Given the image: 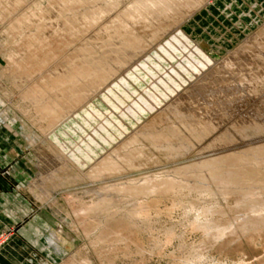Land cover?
<instances>
[{"label": "rangeland", "instance_id": "1", "mask_svg": "<svg viewBox=\"0 0 264 264\" xmlns=\"http://www.w3.org/2000/svg\"><path fill=\"white\" fill-rule=\"evenodd\" d=\"M134 1L0 0V190L27 201L50 264H264L247 223L264 193L232 187L264 160V0Z\"/></svg>", "mask_w": 264, "mask_h": 264}, {"label": "crops", "instance_id": "2", "mask_svg": "<svg viewBox=\"0 0 264 264\" xmlns=\"http://www.w3.org/2000/svg\"><path fill=\"white\" fill-rule=\"evenodd\" d=\"M30 212L18 191L0 190V234L6 239L0 247V264H50L57 259L49 252L45 231L33 219L20 221Z\"/></svg>", "mask_w": 264, "mask_h": 264}, {"label": "bare ground", "instance_id": "3", "mask_svg": "<svg viewBox=\"0 0 264 264\" xmlns=\"http://www.w3.org/2000/svg\"><path fill=\"white\" fill-rule=\"evenodd\" d=\"M17 0H9V2H16ZM128 1V0H127ZM144 2V4H145V1L146 0H135L134 1V3L135 2ZM153 1V0H152ZM155 1V0H154ZM156 1H159V2H161V1H165V0H156ZM173 1V3H178L179 1H186L187 2V9L188 10H186L185 12H184V15L186 14V13H188V12H190L191 10H193V9H195L196 10V8H197V6L199 7V4L201 5L203 2H204V0H172ZM136 2V3H137ZM148 2H150V1H148ZM166 2V1H165ZM125 3V2H124ZM127 3V2H126ZM125 3V4H126ZM131 3H133V2H131ZM147 3V2H146ZM154 3H156V2H154ZM161 3H163V2H161ZM171 3V2H170ZM180 3V2H179ZM179 3H178V5H179ZM144 4L142 3V5L144 6ZM160 4V3H159ZM204 4H205V2H204ZM127 5H129V4H127ZM134 5V4H133ZM135 5H137V4H135ZM146 6H147V4H145ZM150 5V4H149ZM157 5V4H156ZM140 6V5H139ZM151 6H153L152 4H151ZM39 7V6H38ZM124 7V6H123ZM131 7V6H130ZM129 7V8H130ZM142 7V6H141ZM136 9H138L137 7H135ZM144 8H145V6H144ZM144 8H142V10L144 9ZM148 8H150V7H148ZM163 9V8H162ZM168 9V8H167ZM172 10H173V8H171ZM54 10V9H53ZM102 10V9H101ZM126 10H129V9H126ZM125 10V11H126ZM152 9H150V11H151ZM154 11H156L155 9H153ZM159 10H161V9H159ZM171 10V11H172ZM99 11H100V9H99ZM112 11H115V10H112ZM141 10L139 9V12H140ZM149 11V12H150ZM164 11H168V10H164ZM175 11H176V13H175ZM174 11V13L177 15L180 11H178V10H175ZM177 11H178V13H177ZM101 12V11H100ZM103 12V11H102ZM102 12H101V14H102ZM133 12V11H132ZM136 12H138V11H136ZM151 12H153V11H151ZM109 13V12H108ZM114 13V12H113ZM117 13V12H116ZM119 14H120V11L118 12ZM146 13V12H145ZM168 13H169V11H168ZM171 13H173V11L171 12ZM181 13H182V10H181ZM192 13V12H191ZM56 14V13H55ZM105 14H106V11H105ZM153 14V13H152ZM154 14H156V13H154ZM33 15V14H32ZM159 15V14H158ZM164 15H165V13H164ZM51 16V15H50ZM53 16V15H52ZM103 16H106V15H103ZM144 16V15H143ZM153 16V15H152ZM156 17H157V15H155ZM155 16H153V17H155ZM160 17H162V15H159ZM158 16V17H159ZM166 16V18H168V16L167 15H165ZM178 16L179 17H183V14L182 15H179L178 14ZM48 17V16H47ZM98 17V16H97ZM117 17H118V14H117ZM151 17V16H150ZM157 17V18H158ZM159 17V19H155V20H157V22H158V20H160L161 18ZM170 17V16H169ZM178 17V18H179ZM185 17V16H184ZM52 18H54V16L52 17ZM56 18V17H55ZM100 18V17H99ZM127 18V17H126ZM144 18V17H143ZM145 18H148V17H145ZM144 18V20H146ZM171 18V17H170ZM173 19H174V17H172ZM171 18V19H172ZM177 17L175 18L176 20L178 19ZM187 18V17H186ZM30 19V22H32V20L34 19L32 16H31V18H29ZM49 19V18H48ZM113 19H114V17H113ZM115 19H117V18H115ZM164 19V18H163ZM174 19V20H175ZM185 19V18H184ZM39 20V19H38ZM37 20V21H38ZM154 19H153V21H155ZM179 20V19H178ZM54 21V22H53ZM52 22L54 23V24H57V22H56V20L54 19ZM150 21V20H149ZM165 21V20H164ZM28 22V21H27ZM160 22H161V20H160ZM176 22H178V21H176ZM53 23H51L52 25H53ZM135 23V22H134ZM152 23H156V22H152ZM180 23V22H179ZM177 24V23H176ZM175 24V25H176ZM57 25H59V24H57ZM125 24H123V26H124ZM122 26V27H123ZM59 27V26H58ZM125 27V26H124ZM132 27V26H131ZM264 27V26H263ZM120 28V27H119ZM55 29H56V27H55ZM127 29V28H126ZM179 29V28H178ZM264 29V28H263ZM107 30L108 29H103V30H101L102 32H101V34L102 33H105V34H107L108 32H110V31H108L107 32ZM111 30V29H110ZM123 30H124V28H123ZM55 31V30H54ZM123 32H127L126 30H124ZM111 33V32H110ZM47 34V33H46ZM108 35V34H107ZM106 35V36H107ZM112 36V35H111ZM122 36V38L124 37L123 35H121ZM262 36V35H261ZM253 37V36H252ZM106 38H108V37H106ZM109 38H110V35H109ZM108 38V39H109ZM125 38V37H124ZM176 38V37H175ZM105 39V38H104ZM116 39V38H115ZM119 39H121V37L119 38ZM118 39V40H119ZM148 39H150V38H148ZM258 39V38H257ZM263 39V38H262ZM122 40V39H121ZM128 40V39H127ZM129 41V40H128ZM150 41V40H149ZM114 42V41H113ZM119 42V41H118ZM121 43V42H120ZM137 43V42H136ZM114 45H116V43L114 44ZM118 45H119V43H118ZM203 46V45H202ZM182 48V47H181ZM187 48H189V47H187ZM192 48V47H191ZM128 50V49H127ZM161 50V49H160ZM159 50V51H160ZM186 51V50H185ZM195 51H196V49H195ZM253 54H254V51L252 52ZM257 53V52H256ZM187 54V53H186ZM253 54H252V57H253ZM258 54V53H257ZM261 54V53H260ZM207 55V54H206ZM245 55V54H244ZM180 56V55H179ZM238 56H240V55H238ZM250 56H251V52H250ZM174 57V56H173ZM177 58V57H176ZM187 58V57H186ZM190 58V57H189ZM241 58V57H240ZM244 58V57H243ZM191 59V58H190ZM207 59H209V58H207ZM253 59H254V57H253ZM257 59V58H256ZM258 60V59H257ZM186 61V60H185ZM195 60H193V62H190V60L188 61V63H186L185 65L186 66H188V67H186L185 66V69H191L195 74H196V72L197 73H201V72H198V71H200L203 67H207V65H209V63H210V60H206L205 62H194ZM212 61V60H211ZM147 62V61H146ZM158 62V61H157ZM247 62V61H246ZM160 63V62H159ZM232 63V62H231ZM250 63V62H249ZM213 64V63H212ZM233 64V63H232ZM156 66H157V64H156ZM184 66V65H183ZM230 66V65H229ZM105 69H106V67H105ZM213 69V68H212ZM190 70V71H191ZM210 71V70H209ZM214 71V70H213ZM210 73V72H209ZM264 74V73H263ZM262 74V75H263ZM200 75V74H199ZM207 75V74H206ZM209 75V74H208ZM213 75V74H212ZM261 75V76H262ZM205 76V75H204ZM245 76H247V75H245ZM132 77V76H131ZM257 77H260V76H258L257 75ZM264 77V76H263ZM263 77H262V82L264 83V81H263ZM205 78V77H204ZM203 78V79H204ZM208 78V77H207ZM253 81H255V78H254V80ZM261 81V80H260ZM256 82L258 83L259 81H257L256 80ZM256 82H254L256 85H258ZM200 83V82H199ZM251 83V82H250ZM254 83L252 82V85L254 86ZM170 84H172V83H170ZM242 84V83H241ZM246 84V83H245ZM249 84V83H248ZM259 84H260V82H259ZM169 85V84H168ZM251 85V86H252ZM263 85V84H262ZM259 86V85H258ZM202 87V86H201ZM243 87V86H242ZM244 87H245V85H244ZM249 87H250V85H249ZM255 87V86H254ZM254 87H252L251 89H254ZM247 88V87H246ZM166 89V88H165ZM250 88H249V90H251ZM233 90H234V88H233ZM232 90V88H231V91H233ZM190 91V90H189ZM229 91V90H228ZM231 91H229L228 93H230ZM234 91H236V93H237V90H234ZM218 92L219 93H222L221 94V97H222V99L221 100H223V97H224V94L225 93H223V92H227V89H219L218 90ZM114 93V92H113ZM239 93H240V91H239ZM239 93H237V96H235L234 95V93H232L231 92V94H230V96H232V94H233V96H235L234 98H235V100L238 102L239 101V103H240V98L241 97H239V96H242V95H240ZM242 93V92H241ZM116 94V93H115ZM218 93H217V91L215 92V99H217V95ZM239 94V95H238ZM243 94V93H242ZM248 94H249V92H248ZM210 95H212V93L210 94ZM214 95V94H213ZM219 95V94H218ZM207 96V95H206ZM229 96V97H230ZM244 96V95H243ZM251 96V95H250ZM252 96H253V93H252ZM112 97V96H111ZM153 97H154V95H153ZM202 97V96H201ZM249 97V96H248ZM243 98V97H242ZM246 98V97H245ZM253 98V97H252ZM206 99V98H205ZM225 99V98H224ZM227 99V98H226ZM250 99V98H249ZM218 100V99H217ZM216 100V101H217ZM220 100V99H219ZM218 100V101H219ZM230 100H232V99H230ZM229 100V101H230ZM244 100V99H243ZM242 100V101H243ZM188 101H189V99H188ZM191 102H192V99L190 100ZM202 101V100H201ZM203 101H205V100H203ZM212 101V100H211ZM226 102V100H223L222 101V103L223 102ZM228 101V100H227ZM183 102V101H182ZM185 102V101H184ZM255 102V101H254ZM155 103H158V102H155ZM190 103V102H189ZM189 103H185V106L187 107L188 105H189ZM203 103V102H202ZM227 103V102H226ZM238 103V104H239ZM134 104V103H133ZM180 104V103H179ZM231 104V103H230ZM238 104L236 105V108H235V106H234V109L237 111L238 109ZM242 104V103H241ZM241 104H239V106H241ZM159 105H160V103H159ZM173 105V104H172ZM225 105V104H224ZM224 105H222L223 107H224ZM143 106V105H142ZM145 106H147V105H145ZM177 106L179 107L180 105H178V103H177ZM221 106V107H222ZM181 108V107H180ZM224 108H226V107H224ZM232 109H233V107H232ZM232 109H231V111H232ZM225 111V110H224ZM253 111V110H252ZM103 112V111H102ZM256 112V111H255ZM232 115H233V113H232ZM208 116V115H207ZM244 116V115H243ZM209 118V117H208ZM246 119V118H245ZM252 119V118H251ZM243 121H244V119H242ZM241 120V121H242ZM253 120H255V119H253ZM251 121V120H250ZM249 121V122H250ZM257 121V120H256ZM237 122V121H236ZM252 122V121H251ZM199 123V122H198ZM258 123V122H257ZM200 124V123H199ZM199 124H197L198 126L197 127H199ZM215 124V123H214ZM262 124V123H261ZM200 125H203L202 123L200 124ZM183 127V126H182ZM203 127V126H202ZM215 127H217V126H215ZM219 129V128H218ZM211 132V131H210ZM219 133V132H218ZM217 134V133H216ZM87 136V135H86ZM222 136V135H221ZM220 138V137H219ZM231 140V139H230ZM257 141V140H256ZM253 143V142H252ZM227 145H229V144H227ZM244 149V148H243ZM243 149L242 148H239V150H242V153H239L240 151H238V150H234V149H232L231 151L229 150V151H226V152H223L222 150V154H224V155H222L220 158L218 157V159H215V161H213V163H216V161L217 160H221V159H234V160H243V159H245L244 158V154H243V152L245 151H243ZM238 151V152H237ZM228 152H230L231 154H229ZM221 153V152H220ZM226 153H228L227 155H226ZM219 155V154H218ZM219 160V161H220ZM212 161V160H211ZM254 161L255 160H253L252 162L254 163ZM218 163V162H217ZM119 164V163H118ZM212 165V164H211ZM114 166H115V164H114ZM207 166H209L210 167V164L208 163V165ZM217 167H219V164H217L216 165ZM222 167V166H221ZM254 168L253 169H250V171L251 170H253V174H249L248 172H246L245 171V173L247 174V175H249V177H248V179H246L245 180V182H244V179L243 178H241V177H239V178H233V180L235 181V182H237L236 184H235V186H232V187H234V189H237V190H239V193L241 194V195H245V196H255V195H257V194H260V193H264V160L262 161H255V163H254V166H253ZM220 168V167H219ZM219 171H222V168H220V169H217L216 170V172H211V174H207V175H205V177H207V178H211V177H214L215 175H220L219 174ZM204 177V178H205ZM156 179V178H155ZM232 180V179H231ZM247 182V183H246ZM239 183H240V185H239ZM242 183V184H241ZM235 187H237V188H235ZM136 188V187H135ZM120 190V189H119ZM122 191H124L123 189H122ZM118 192V191H117ZM243 197V196H242ZM248 200V203L251 205V209L253 210H261L260 209V207L262 206V205H264V202L262 201L261 202V200L259 199V198H252V197H250V198H248L247 199ZM260 206V207H259ZM250 209V210H251ZM263 211V210H262ZM257 213V212H256ZM258 214V213H257ZM256 215V214H255ZM257 222H263L264 223V217H255V218H253V219H250V220H248V222L247 223H257Z\"/></svg>", "mask_w": 264, "mask_h": 264}]
</instances>
